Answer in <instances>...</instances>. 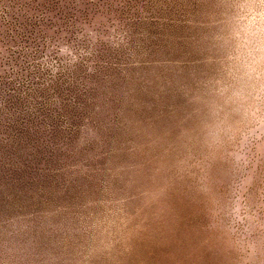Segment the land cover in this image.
<instances>
[{
	"label": "rangeland",
	"instance_id": "374dc122",
	"mask_svg": "<svg viewBox=\"0 0 264 264\" xmlns=\"http://www.w3.org/2000/svg\"><path fill=\"white\" fill-rule=\"evenodd\" d=\"M0 264H264V0H0Z\"/></svg>",
	"mask_w": 264,
	"mask_h": 264
}]
</instances>
